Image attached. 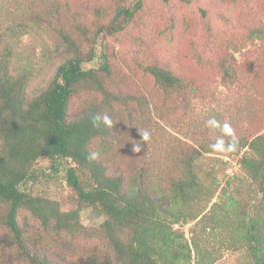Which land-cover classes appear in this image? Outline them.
I'll return each mask as SVG.
<instances>
[{"label":"trees","instance_id":"obj_1","mask_svg":"<svg viewBox=\"0 0 264 264\" xmlns=\"http://www.w3.org/2000/svg\"><path fill=\"white\" fill-rule=\"evenodd\" d=\"M144 1L119 5L97 34L124 31ZM225 1L238 6L239 0ZM78 19L63 0H0V230L6 232L0 237V264H217L227 251L243 252L245 264H264V133L232 130L239 141L234 151H213L216 138L210 136L198 146L169 143L163 150L152 132L148 99L133 97L140 100V115L129 110L125 131L136 121L137 131H148L150 138L145 142L140 133V168L134 159L127 169L116 166L106 156L108 148L98 150V144L117 138L124 125L116 121L113 103L132 97L104 86L100 74L108 78L112 69L107 53L96 52L97 35L88 58L82 56L86 31L80 24L68 26ZM245 27L251 39H264V27ZM39 32L54 41V48H45L49 59L67 57L48 87L30 96L34 68L21 45ZM145 71L161 93L162 105L154 110L164 121L202 91L194 79L162 66L150 64ZM81 92L101 93L103 100L90 97L72 115ZM103 114L113 126L93 127L91 118ZM235 156L257 189L253 199L229 198L231 182L223 187L219 182L228 166L223 157ZM44 159L54 175L64 173L71 190L64 203L28 188L44 174L38 167ZM85 209L105 218L99 228L82 224ZM23 211L37 226L22 221ZM180 225H191L190 238ZM76 241L77 258L55 254L57 244L72 251Z\"/></svg>","mask_w":264,"mask_h":264},{"label":"rangeland","instance_id":"obj_2","mask_svg":"<svg viewBox=\"0 0 264 264\" xmlns=\"http://www.w3.org/2000/svg\"><path fill=\"white\" fill-rule=\"evenodd\" d=\"M63 1L68 2L73 14H79L77 23L71 22L68 26L73 28L80 24L86 31V37H82V56L88 58L97 35L96 52L98 56L102 51L107 53L112 69L108 78L100 74L104 86L116 95L132 97L128 103H113L115 119L124 125L117 138H106L97 143L98 150L108 148L106 156L116 166L127 169L135 160L136 167L140 168V151H134L140 145L137 122L131 131H125L129 110L140 115V100L133 97L148 99L152 132L163 150L169 143L181 144L182 147L198 146L203 136L216 138L219 130L206 126V121L213 117L221 126L230 124L235 134L240 129L249 134L264 133V39H251L245 27V24L254 28L264 27V0H239L238 6L225 0H145L143 10L124 31L106 37L97 34L99 28L110 23L119 5L130 6L135 0ZM21 46L23 56L34 68L28 89L31 96L48 87L67 56L47 57L45 48H54V41L45 32L25 37ZM222 62L229 75L221 67ZM150 64L194 79L202 89L196 99L169 113L166 121L160 119L154 110L155 104L162 105L163 101L153 77L145 71V66ZM86 66L94 64L87 63ZM90 97L103 100L101 93L81 92L73 100L72 115L78 114ZM162 108L166 107L163 105ZM223 158L228 162L227 171L218 179L222 187L228 180L231 182L228 197H257L256 187L240 170V157ZM38 167L44 174L28 188L35 195L64 203L71 192L64 173L54 175L50 161L45 159L39 162ZM22 221L37 226L27 211L22 212ZM104 221V217L91 209L81 213V222L88 228H99ZM177 228L190 238L191 225ZM3 236L6 232L0 230V237ZM78 247V241L72 251H65L62 244H57L54 252L77 258ZM10 254L14 256L17 253ZM246 261L243 252L227 251L217 264H245Z\"/></svg>","mask_w":264,"mask_h":264},{"label":"clouds","instance_id":"obj_3","mask_svg":"<svg viewBox=\"0 0 264 264\" xmlns=\"http://www.w3.org/2000/svg\"><path fill=\"white\" fill-rule=\"evenodd\" d=\"M91 123L93 127H100L101 124L104 126L112 127L113 126V120L108 114L103 115H95L91 118ZM206 126L210 128L211 130H219L220 135L216 137L215 143L210 145V148L213 151L218 152H228V151H234L238 147V138L234 135L232 132L231 126L228 123L223 124L222 126L219 124V122L213 117L210 118L208 121H206ZM143 141H147L150 138V133L148 131L141 132ZM225 136H230L229 140H225ZM134 151L139 152L140 147L136 146L134 148ZM91 159L96 158V154L93 153L90 157Z\"/></svg>","mask_w":264,"mask_h":264}]
</instances>
